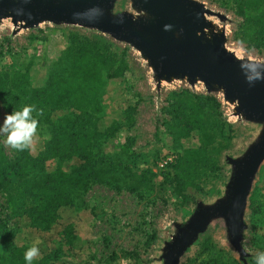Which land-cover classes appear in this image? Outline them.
I'll return each mask as SVG.
<instances>
[{
	"label": "trees",
	"instance_id": "trees-1",
	"mask_svg": "<svg viewBox=\"0 0 264 264\" xmlns=\"http://www.w3.org/2000/svg\"><path fill=\"white\" fill-rule=\"evenodd\" d=\"M221 6L232 7L240 20L235 40L264 55V0H222ZM54 36L63 38L64 46L51 56ZM40 41L37 63L31 60L12 75H0V97L7 107L12 111L24 105L42 109V124L51 135L38 151H16L13 161L7 158L0 138V196L16 227L0 234V264H26L24 253L30 243H19L21 226L49 233L63 209H84V195L93 185L137 194L151 183V172L132 171L141 151L115 143L119 129L134 123L135 105L121 109L115 105L114 83L124 80L128 71L127 50L100 34L83 36L61 27L48 29ZM34 66L41 76L38 82ZM180 94L181 99L170 106L180 133L170 136L176 146L190 137L197 144L182 149L170 182L173 192L184 199L199 178L219 170V155L229 143H217L224 129L220 103L187 90ZM207 106L215 107L210 125ZM114 112L120 118L105 125ZM9 173L17 178V195L7 192ZM91 213L97 216L96 210ZM62 235L76 239L71 225ZM208 245L209 241L204 243L202 253L210 252ZM63 248L60 243L40 252L32 264H62Z\"/></svg>",
	"mask_w": 264,
	"mask_h": 264
},
{
	"label": "rangeland",
	"instance_id": "rangeland-1",
	"mask_svg": "<svg viewBox=\"0 0 264 264\" xmlns=\"http://www.w3.org/2000/svg\"><path fill=\"white\" fill-rule=\"evenodd\" d=\"M213 12L225 17L219 21L215 17L209 20L224 29L227 38V49L239 58H250L264 62V55L244 43L235 40L240 20L234 15L232 7L221 6L222 0H195ZM118 8L128 9V0H120ZM117 9V10H119ZM53 25L41 24L32 30H21L14 34V27L10 20H3L0 24V75H12L24 68L29 61L38 62L42 52L40 41L43 34ZM70 31L89 36L93 31L79 27L62 26ZM98 34V33H96ZM101 35V34H100ZM103 36V35H102ZM120 50L126 49L128 56V71L124 80L116 81L115 89L118 95L116 106L123 108L128 104L135 105L133 125H126L115 135L116 144H127L133 149L141 151L132 171L151 172V183L137 194L126 191L116 192L113 188L95 184L84 195V209L65 208L60 213V220L49 233H36L33 229L22 225L18 235L19 243H31L39 238L40 252L64 245L62 264H161L158 260L163 243L173 233V224L184 222L196 210L197 201L210 204L222 197L229 177L232 173L226 158L240 156L246 147L254 140L259 128L253 124L241 121L232 115V107L226 104L222 97L207 94L202 85L189 87L182 82L163 83L156 91L152 75L139 54L130 47L111 40ZM54 56L64 46L63 38L52 37ZM36 65V64H35ZM35 68V66H34ZM34 70L36 82L41 78ZM189 91L204 99L212 97L221 107L219 112L223 123V131L219 134L217 143H229V148L219 155V170L209 172L199 178L194 186L182 199L173 192L171 181L176 174L174 167L177 159L183 154L182 149L195 146L193 137L182 141L180 146L171 136L180 133L176 127L170 106L178 102L182 91ZM209 125L213 122L215 107H206ZM13 111L0 97V124L7 114ZM35 115V113H33ZM117 112L108 116L104 124L111 120H118ZM40 126L34 150L42 148L46 134H49L42 124L43 116L38 117ZM171 135V136H170ZM5 154L10 161L17 155L15 150L5 146L3 136H0ZM171 157L173 161L160 168L158 163ZM175 163V164H174ZM174 164V165H173ZM9 184L7 192L16 194L17 178L8 174ZM96 210L97 216L91 211ZM71 225L74 230V241L62 235L63 229ZM246 230L243 233L241 246L246 257L239 258L226 234L224 221H213L206 232L186 250L179 264H256L258 252H264V162L255 177L247 202L244 216ZM16 227L5 209L4 199L0 196V234L13 232ZM63 240V241H62ZM67 241L70 243L68 244ZM209 241L211 250L202 253V246Z\"/></svg>",
	"mask_w": 264,
	"mask_h": 264
},
{
	"label": "water",
	"instance_id": "water-1",
	"mask_svg": "<svg viewBox=\"0 0 264 264\" xmlns=\"http://www.w3.org/2000/svg\"><path fill=\"white\" fill-rule=\"evenodd\" d=\"M0 0V24L10 20L14 34L41 24L79 27L136 51L151 72L156 91L162 84H200L207 94L222 97L232 115L259 128L254 140L236 158H226L231 175L222 197L196 210L163 243L161 264H179L181 257L209 225L224 221L226 234L239 258L244 216L255 177L264 162V81L249 84L239 58L227 49L224 29L209 18L225 17L195 0ZM119 9V10H117ZM264 63V62H261Z\"/></svg>",
	"mask_w": 264,
	"mask_h": 264
},
{
	"label": "clouds",
	"instance_id": "clouds-1",
	"mask_svg": "<svg viewBox=\"0 0 264 264\" xmlns=\"http://www.w3.org/2000/svg\"><path fill=\"white\" fill-rule=\"evenodd\" d=\"M251 52L247 53L248 58L241 62L246 81L251 85L256 81H264V63L250 58ZM35 113V115H33ZM43 110H38L35 105H24L19 110L5 115L0 124V136L5 138V146L18 151H32L37 140L40 122L38 117ZM44 139L50 140L51 135L46 134ZM42 241L37 238L24 253L26 264H32L33 260L40 255L39 245ZM256 264H264V252H258L255 257Z\"/></svg>",
	"mask_w": 264,
	"mask_h": 264
},
{
	"label": "built area",
	"instance_id": "built-area-1",
	"mask_svg": "<svg viewBox=\"0 0 264 264\" xmlns=\"http://www.w3.org/2000/svg\"><path fill=\"white\" fill-rule=\"evenodd\" d=\"M173 161V159L171 157H167L163 160H161L159 163H158V166L160 168H164L165 166H167L168 164H170L171 162Z\"/></svg>",
	"mask_w": 264,
	"mask_h": 264
},
{
	"label": "bare ground",
	"instance_id": "bare-ground-1",
	"mask_svg": "<svg viewBox=\"0 0 264 264\" xmlns=\"http://www.w3.org/2000/svg\"><path fill=\"white\" fill-rule=\"evenodd\" d=\"M237 55V54H236Z\"/></svg>",
	"mask_w": 264,
	"mask_h": 264
}]
</instances>
